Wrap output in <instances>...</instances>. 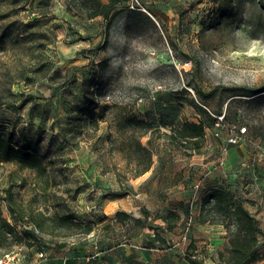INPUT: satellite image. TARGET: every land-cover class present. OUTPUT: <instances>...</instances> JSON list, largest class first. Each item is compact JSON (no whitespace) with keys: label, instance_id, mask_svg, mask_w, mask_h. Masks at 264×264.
<instances>
[{"label":"rangeland","instance_id":"obj_1","mask_svg":"<svg viewBox=\"0 0 264 264\" xmlns=\"http://www.w3.org/2000/svg\"><path fill=\"white\" fill-rule=\"evenodd\" d=\"M127 1L117 0L105 20L88 18L77 7L81 0H0V134L36 152L46 168L43 174L0 156L3 216L13 223L6 189L23 203L25 218L33 210L98 221L130 206L142 159L134 139L144 145L162 129H133L128 118L148 120L167 97L188 120L204 122L212 146L221 145L211 150L197 139L195 153H186L195 172L214 162L228 166V188L264 230V91L244 95L264 85V2L138 0L147 13ZM158 85L157 100H148ZM201 104L224 113L226 124L246 127L232 150ZM14 226L22 231L21 223ZM37 234L36 252L46 251L41 239L85 236L72 225ZM34 243L22 239L1 253L19 249L28 264Z\"/></svg>","mask_w":264,"mask_h":264},{"label":"crops","instance_id":"obj_2","mask_svg":"<svg viewBox=\"0 0 264 264\" xmlns=\"http://www.w3.org/2000/svg\"><path fill=\"white\" fill-rule=\"evenodd\" d=\"M173 107L175 110H167ZM183 109L172 105L166 97L162 110L149 112L148 120H164L167 124L162 130L150 132L144 142L151 152V163L132 182L130 206L116 209L112 216L103 213L105 218L96 221L93 230L77 242L41 239L46 243V251L36 252L33 250L36 244L31 245L32 259L28 264H190L186 254L201 264L207 258L212 264H222L218 254L229 247L226 230L222 224L202 221L199 212L202 197L212 188H228L231 174L226 173L228 166L215 162L206 172L202 167L198 171L200 175L195 172L190 160L193 158L189 159L186 153H195L197 139H202L199 143L205 148L210 146L211 150L221 145L212 146L206 134L196 138L176 137L171 127H180L189 119ZM128 194L114 197L110 202L120 201L119 198ZM138 210L139 213L130 212ZM118 212L128 217L117 219ZM186 227L188 237L183 233ZM152 231L160 235V242L152 238ZM249 264H264V248L262 257Z\"/></svg>","mask_w":264,"mask_h":264},{"label":"trees","instance_id":"obj_3","mask_svg":"<svg viewBox=\"0 0 264 264\" xmlns=\"http://www.w3.org/2000/svg\"><path fill=\"white\" fill-rule=\"evenodd\" d=\"M262 2H264V0H262ZM116 3L117 0H108L107 2H103L102 0H81L80 5L77 7L78 9L84 10L88 18L102 15L105 20H110V17L115 13L113 8ZM261 91H264V85L252 89L249 94L244 95L251 96L258 94ZM157 97L158 93L155 100H157ZM91 105L95 106L96 103L92 102ZM201 105L204 107L202 108V112L205 115H213L212 122L214 124L216 121L214 115L219 114H212L206 106L203 104ZM167 110H175V108H168ZM224 117L223 120H225ZM128 123L133 129L141 127L145 131L156 129L155 123H158L159 128L167 124L164 120H158L155 122L153 120H137L135 118H128ZM205 127L203 121L196 122L185 120L180 127H171V130L176 137L196 138L204 136ZM11 139V136L5 137L0 134V156L6 160L17 162L20 168H30L31 170L45 174L46 168L44 167L40 156L25 144H16L11 142ZM132 146L135 148L136 152L139 153L140 158H142L138 160V168L135 170L136 173L134 176H138L149 168L151 163V152L138 139H134ZM141 164L142 166L139 167ZM130 191L131 190L127 189L123 191L121 195H126L130 193ZM5 200L10 219L14 224L21 223L23 228L21 232L16 230L14 224L3 216L0 208V254L4 248L10 247L22 239L29 244L34 243L38 237L35 229L44 233H53L57 228L65 225H72L79 230V232L86 234L93 230V226L96 222L94 220H88L86 222L80 221L68 214H61L53 217L46 216L40 212L34 215L33 210L28 214L30 217L25 218L26 209L24 208L23 203L14 198L10 189H6ZM207 214L210 215V217L207 216ZM127 217L128 214L124 212H118L116 214V218L120 220ZM199 217L202 221L222 224L226 230L229 247L218 254V260L220 263L249 264L262 257L264 230L255 216L245 208L238 196L231 189L216 187L206 193L201 200ZM104 218V214L98 216V220ZM183 233L185 237H188L189 228L186 227ZM153 239L158 242L162 240L160 235L156 232H154ZM190 247H193V245ZM185 258L190 264H201L197 258L192 257L190 254H186Z\"/></svg>","mask_w":264,"mask_h":264},{"label":"built area","instance_id":"obj_4","mask_svg":"<svg viewBox=\"0 0 264 264\" xmlns=\"http://www.w3.org/2000/svg\"><path fill=\"white\" fill-rule=\"evenodd\" d=\"M127 2H128L127 7L129 9H137L149 13L148 11H146V9L140 7L138 0H128ZM161 88L162 87L158 85L157 88L147 96V99L155 100L157 91H159ZM190 91L193 93V90L191 88ZM106 97L109 99L108 96ZM138 100L143 101L144 98L140 97ZM214 116L216 117L214 126L219 128V130H224L226 132L225 149H227L229 145L237 144L242 140V135L246 131L245 126L237 128L234 124H226V122H224L223 120L224 117L223 113ZM215 135H218L217 131L215 132ZM35 232H38V230L35 229ZM0 264H27V263L24 262V256L22 255L19 249H11L4 251L0 254Z\"/></svg>","mask_w":264,"mask_h":264}]
</instances>
